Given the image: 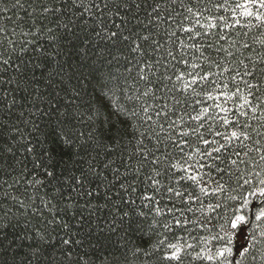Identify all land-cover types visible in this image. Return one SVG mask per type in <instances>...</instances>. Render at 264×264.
<instances>
[{
	"label": "snow or ice",
	"instance_id": "6c2138e0",
	"mask_svg": "<svg viewBox=\"0 0 264 264\" xmlns=\"http://www.w3.org/2000/svg\"><path fill=\"white\" fill-rule=\"evenodd\" d=\"M262 37L264 0H0V264H264Z\"/></svg>",
	"mask_w": 264,
	"mask_h": 264
},
{
	"label": "trees",
	"instance_id": "16d2710c",
	"mask_svg": "<svg viewBox=\"0 0 264 264\" xmlns=\"http://www.w3.org/2000/svg\"><path fill=\"white\" fill-rule=\"evenodd\" d=\"M254 22V21H253ZM262 38H264V37H262ZM259 45H256V48L257 49H259ZM236 193H233V192H231L230 190L229 191H226L223 195H221V196H217V200H219V201H222L223 203H225V204H231L232 202L231 201H228L227 200V197H228V195H235Z\"/></svg>",
	"mask_w": 264,
	"mask_h": 264
}]
</instances>
